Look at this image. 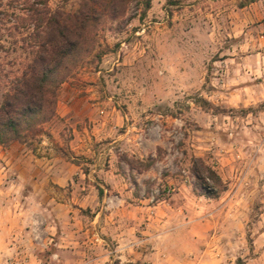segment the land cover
Instances as JSON below:
<instances>
[{
	"label": "rangeland",
	"instance_id": "1",
	"mask_svg": "<svg viewBox=\"0 0 264 264\" xmlns=\"http://www.w3.org/2000/svg\"><path fill=\"white\" fill-rule=\"evenodd\" d=\"M35 1L0 0V102L32 59L24 8ZM85 1L48 6L75 13ZM115 7L103 10L95 48L59 88L58 101L74 87L72 112L59 116L57 101L38 135L0 146V264H264V0ZM44 140L74 166L70 184L56 188L57 213L90 228L88 249L67 246L59 220L58 240L44 242L48 201L25 198L34 188L8 151L17 142L44 155ZM199 160L221 183L205 172L203 185ZM21 208H37L31 234ZM105 215L125 224L126 247L110 234L96 240Z\"/></svg>",
	"mask_w": 264,
	"mask_h": 264
},
{
	"label": "trees",
	"instance_id": "2",
	"mask_svg": "<svg viewBox=\"0 0 264 264\" xmlns=\"http://www.w3.org/2000/svg\"><path fill=\"white\" fill-rule=\"evenodd\" d=\"M123 1L102 0L97 4L86 0L75 13L52 11L48 0H37L24 8L28 12L25 19L33 27L32 59L2 94L0 146L14 140L26 142L55 116L60 86L95 48L98 25L106 14L103 10H115V4ZM199 162L194 163L193 173L203 185L209 178L205 172L221 183L211 167ZM237 264L243 260L239 258Z\"/></svg>",
	"mask_w": 264,
	"mask_h": 264
},
{
	"label": "crops",
	"instance_id": "3",
	"mask_svg": "<svg viewBox=\"0 0 264 264\" xmlns=\"http://www.w3.org/2000/svg\"><path fill=\"white\" fill-rule=\"evenodd\" d=\"M71 90H74V87L70 86ZM69 91L67 96H63L58 101V115L61 117H64L72 112L73 110V93L72 91ZM25 144H20L17 142L12 143L9 149V153L13 154L10 158V160L16 159V162L20 161V163L23 164L25 167V172L28 174L25 177V180L29 184L32 185L34 188V191L30 192L29 195H27L25 198L27 199H38V200H44L48 201V207L43 206L41 209L40 216L43 218V225L41 226L42 232L46 235V237H43L44 242H50L53 240H58L54 235L58 233V227H57V220L66 223L67 225L64 226L66 228L65 231H59L63 232L66 236V238H63L61 236L60 238H63L62 240L67 241V246L70 247H80V248H89L92 246V243H94L95 236H91L89 234L90 228L85 224L78 225V224H70L69 214L70 210H61L59 213H57V186L59 188H65L67 185L70 184L72 181L74 166L72 163H69L67 165L62 164V158L53 151L52 147L49 146L46 140L42 141L40 143V146L38 147V150H42V152L46 153L44 155H36L33 154V148L24 147ZM36 151V150H35ZM52 151V152H51ZM7 152V155H8ZM37 152V151H36ZM21 166V165H20ZM76 167V166H75ZM1 179V178H0ZM113 179L118 180V177H113ZM95 195V194H94ZM53 203L52 208L49 207V205ZM34 209L37 208H21L18 212L19 216H25L26 212L29 213V217L32 219L34 218ZM63 211V212H62ZM53 212V213H52ZM98 215V214H97ZM97 217V216H96ZM108 216H104V222L103 224L99 223L96 225L97 229V237L96 240L105 241L104 236H107L108 234L112 235L114 239L117 240V243L119 244L118 248H124L126 247L124 240H125V224H123V221L115 220L111 225L110 222H108L106 219ZM103 218V217H102ZM34 221L30 220V222L35 223ZM103 220V219H102ZM23 224L25 223V220H21ZM101 222V221H100ZM32 225L29 229L26 227L23 230L26 232L33 233V230H37V226ZM108 224V225H107ZM131 222H128V227H130L128 230L130 232L131 229ZM24 226V225H23ZM109 227V228H108ZM111 233H108L106 230H111ZM25 232V234H26ZM32 238H30L31 240ZM61 239H59L60 241ZM22 241H29V240H22ZM57 242V241H56ZM97 245V244H95Z\"/></svg>",
	"mask_w": 264,
	"mask_h": 264
}]
</instances>
